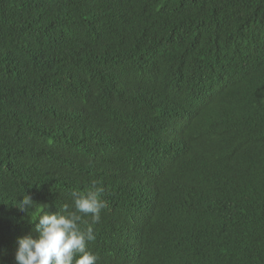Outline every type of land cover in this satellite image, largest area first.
<instances>
[{
	"label": "trees",
	"instance_id": "trees-1",
	"mask_svg": "<svg viewBox=\"0 0 264 264\" xmlns=\"http://www.w3.org/2000/svg\"><path fill=\"white\" fill-rule=\"evenodd\" d=\"M93 186L98 264H264V0H0V264Z\"/></svg>",
	"mask_w": 264,
	"mask_h": 264
},
{
	"label": "clouds",
	"instance_id": "clouds-1",
	"mask_svg": "<svg viewBox=\"0 0 264 264\" xmlns=\"http://www.w3.org/2000/svg\"><path fill=\"white\" fill-rule=\"evenodd\" d=\"M172 133H168L169 140ZM149 175L153 183L171 180ZM102 194L103 189L95 186L86 192L72 191V208L65 206L63 211L56 212L50 211L48 204L36 203L27 193L21 195L22 199L15 206L27 212L30 222L35 224L37 235H27L18 240L16 264H98L99 257L89 250L88 245L96 240L91 225L99 223L102 210L109 207ZM32 209H35L34 218L30 215ZM85 216L91 217V225H85L87 227L82 226ZM128 262L146 264L147 250L136 247Z\"/></svg>",
	"mask_w": 264,
	"mask_h": 264
},
{
	"label": "bare ground",
	"instance_id": "bare-ground-1",
	"mask_svg": "<svg viewBox=\"0 0 264 264\" xmlns=\"http://www.w3.org/2000/svg\"><path fill=\"white\" fill-rule=\"evenodd\" d=\"M144 206V205H143Z\"/></svg>",
	"mask_w": 264,
	"mask_h": 264
}]
</instances>
